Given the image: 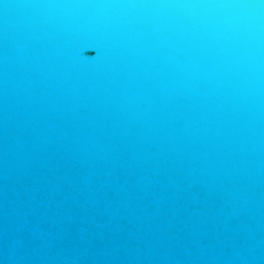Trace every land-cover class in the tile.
<instances>
[{
  "label": "water",
  "instance_id": "water-1",
  "mask_svg": "<svg viewBox=\"0 0 264 264\" xmlns=\"http://www.w3.org/2000/svg\"><path fill=\"white\" fill-rule=\"evenodd\" d=\"M0 264H264V0H0Z\"/></svg>",
  "mask_w": 264,
  "mask_h": 264
}]
</instances>
